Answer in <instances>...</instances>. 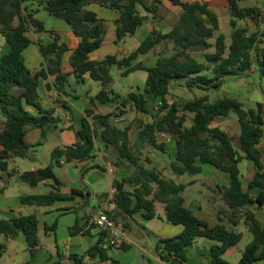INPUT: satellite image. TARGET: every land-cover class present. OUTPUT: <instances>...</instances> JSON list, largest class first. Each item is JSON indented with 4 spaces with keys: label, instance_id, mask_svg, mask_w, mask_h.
I'll return each mask as SVG.
<instances>
[{
    "label": "trees",
    "instance_id": "trees-1",
    "mask_svg": "<svg viewBox=\"0 0 264 264\" xmlns=\"http://www.w3.org/2000/svg\"><path fill=\"white\" fill-rule=\"evenodd\" d=\"M90 1L118 14V19L114 21L116 46H120L126 37L134 36L150 15L153 20L162 18L160 10L163 0H37L36 9L26 6V0H0V35L9 47L8 52L0 56V114L6 119L0 130V171L10 174L9 159L27 156L28 130L41 129L44 138L46 130L59 123V118L53 116V109L42 108L39 84L50 75L56 76L62 83L67 81L62 66L69 50L68 45L57 35H53L49 44L40 43L44 63L36 72L27 67L24 57L25 50L31 44L28 32L31 29L37 33L45 32L44 23L36 18L42 8L50 16L64 20L80 39L70 57L75 78L85 82L88 75L100 82L104 88L94 100L101 104L116 105L114 111L105 114L86 110L78 132L80 141L73 146L54 149L51 153L53 163L58 165L61 160H65L66 163L77 164L92 159L96 140L100 136L105 145L116 151L113 164L118 168L123 165L131 168L125 179L114 181L116 192L112 202L116 205V212L111 213L112 217L119 221V214L133 218L141 212L146 220H153L158 216L156 204L161 203L167 221L184 227L179 236L158 240L155 250L164 262L187 264L188 248L198 238H205L214 242L210 264H231L224 256L244 237L242 232L236 230L242 219H245L252 240L238 264L264 261V225L251 210L264 206V162L259 149L264 139V105L259 103L255 109H246L235 98L223 97L211 101L209 96L211 91L220 89L229 77H243L247 72L254 71L255 67L264 77V47L261 46L264 41L257 32L249 33L239 25V21L251 20L258 26L261 18L264 20L261 11L255 7H241L239 2L245 0H227L231 12V43L228 45L226 36L219 33L212 44L210 40L220 30V22L218 15L210 9L209 2L166 0L181 9L179 19L169 32L153 28L130 54L122 57L118 54L107 55L104 60L95 61L91 59V54L101 49L107 29L105 21L87 9ZM140 9L146 14L142 15ZM166 42L174 44L173 54L158 59L151 67L138 62L140 56ZM211 48L215 50L205 53L207 64L200 63L192 54L195 50ZM114 66L125 69L123 76L137 70L146 71L148 76L144 91L122 96L110 89ZM174 84L190 92L202 91L204 95L184 105L170 103L167 97ZM150 98L158 102L154 111ZM26 104L35 107L40 115L30 113ZM129 111L146 116L147 121L137 117L122 126L115 123L114 118L125 117ZM231 113L238 117L239 149L234 144L236 137L214 125L216 118H226ZM189 121L191 124L187 126ZM159 132L173 136L177 142V155L170 162L172 175L200 174V164L212 165L229 174L230 183L220 188V194L227 208L224 214L228 215L231 230L220 215L218 217L222 223L210 227L186 207L184 192L194 183L178 182L171 176H165L161 170L151 167L147 158L149 165L142 163L141 158L148 148L165 152L164 141L158 140ZM244 160L255 169L247 190L243 187L240 170ZM54 164L20 174V179L33 187L45 181L53 182L47 194L22 196L23 204L51 207L61 202L75 201L77 196L87 200L89 193L84 195L79 190H73L70 194L62 192L63 183L53 171ZM90 169L84 168L82 173ZM253 189L260 190L257 197L251 195ZM81 222L82 218H78L70 228L72 236L80 234L89 220L83 226ZM55 228L56 225L46 230ZM20 232L25 237L31 257H37V248L41 246L40 220L37 214H30L0 219V262L8 249L7 241L1 240V237L13 239ZM106 237V232L101 230L98 241L85 254H72L68 258L74 264H84L86 258L91 261L87 264H102L110 260ZM121 248L127 249L128 246L123 244Z\"/></svg>",
    "mask_w": 264,
    "mask_h": 264
},
{
    "label": "crops",
    "instance_id": "crops-1",
    "mask_svg": "<svg viewBox=\"0 0 264 264\" xmlns=\"http://www.w3.org/2000/svg\"><path fill=\"white\" fill-rule=\"evenodd\" d=\"M36 1L37 0H26V6L36 9ZM195 1L209 2L210 9L219 17V31L222 33V21L218 12V7L224 6L229 8L228 1L188 0L184 2ZM242 2L244 1L239 2V5L241 7H245L243 6ZM162 7L170 8L173 11L179 9L172 6L166 0H163ZM87 9L95 12L101 19L105 21L104 24L106 29L109 27L115 32L114 21L118 19V14L116 12L106 7L98 6V4L94 1L89 2ZM40 10L43 9L40 8ZM40 10L38 13L41 12ZM38 13L36 14V18ZM152 18L153 17L150 15L149 20L146 21V23L152 22ZM42 22L45 26V32L37 33L33 29L28 32V37L31 40V44L25 50L24 57L27 67L31 71L36 72L41 69L42 64L44 63V58L40 50V43L49 44L53 40V35H57L62 42L68 45L69 50L64 56V63L62 66L63 74L67 75V81L62 83L56 76L50 75L47 79H42L39 84V95L42 108L44 110L53 109V116L59 118V123L56 127L48 128L44 138L42 137L41 129L28 130L26 134V142L29 145L27 156L25 158L9 159L8 163L10 174L0 171V219H12L25 215L37 214L40 220V230L43 229L45 236L49 237L48 233L54 234V239L46 245L42 244L43 241L40 238L41 246L37 248L38 255L36 258H33V261H28L24 258L20 260L18 264H74L68 258L69 255L85 254L98 241L101 230L97 227H94L93 224L88 223L85 225L83 231L80 234L72 236L70 234V228L76 224L78 218H82L81 225L83 226L85 222L88 220L90 221L92 215H94V213L101 206H105L110 214L115 213L116 205L112 202L114 195L112 191L115 189L114 181H121L125 179L131 172V168L126 165L118 168L113 164L116 151L115 149L105 145L104 142L99 143V138H101L100 136L96 140V148L93 152L94 157L92 159L77 164L66 163L65 160H61V163L58 165L53 163L51 153L54 149L73 146L78 141H80L78 132L81 129V120L85 117L86 110H93L96 113L101 112H99V102L94 100V97L98 93L96 94L88 89L80 90L79 88L73 89L72 86L68 87L69 78L74 76L72 74L73 68L70 65V57L73 51L78 47L80 39L74 35L72 28L64 20L56 19L51 28H48L46 22ZM140 28L137 30V32H139ZM152 30L153 27L151 26L149 32L145 31V37H147ZM44 33L48 34L47 38ZM123 43H125V41H123L119 46V52L124 51V48L122 47ZM7 46L8 45L6 44L4 37L0 35V56L8 52L6 51ZM163 47L165 48V45H163ZM102 48L103 45L100 50L91 54L92 60L102 61L107 55L117 54L114 51L115 49H113L110 50V54L101 56L99 52H101ZM199 62L206 64L201 61ZM234 77L235 76L229 78ZM243 77H245V75ZM112 105L114 107L113 109H115L116 105ZM26 109L35 116L40 115L39 111L33 106L26 104ZM138 118L142 119V115H139ZM226 118H231V114ZM5 120V117L0 114V130L4 126ZM127 120L132 121L130 118H127ZM234 121L238 122V119L236 118ZM98 130L101 132L100 129ZM135 134L136 132H134L133 138L135 137ZM168 136L169 137L167 140L164 141L166 145L165 152L158 150L162 154L161 156H158L156 154L157 149L148 148L145 150L144 155L141 158L142 163L144 165H149L148 162H146L147 158V160L150 162V166L161 170L165 176H171L172 179L178 180V182L194 183L189 185L184 192L186 207L192 210L199 219L206 222L210 227H214L217 224L222 223L218 217V215H220L223 218L224 223L227 224V228L231 230L228 215L224 214L227 208L224 205L220 194V188L222 186L229 185L230 177H223L222 175L215 176L216 179L211 183L212 186L207 188V190H203L195 189L199 181H201L199 178H197V176L204 174V172H206L208 175H215L216 169H214L215 167L213 168L212 165L205 167L208 164H200L202 171L200 174L194 176L185 175L177 177L172 175L170 170V162L171 159L177 155V142L173 136ZM263 144L264 139L261 145ZM262 154L264 162V153ZM248 163L251 164L250 162ZM52 164H54L53 171L55 175L63 183L62 192L64 194H70L73 190H79L84 195H88L89 193L90 196H87L89 199L87 198L86 200L77 196L75 201L61 202L51 207H36L23 204L21 202L22 196L47 194L51 191V185L53 182L45 181L33 187L27 182L21 180L20 174L43 169ZM84 168L91 169L86 173H82V169ZM252 168L253 174L246 183L247 187L255 173L253 166ZM241 175L244 180L245 177L242 174V171ZM243 187L245 189V183ZM12 188H17L18 190V192L14 195H11L12 190H14ZM259 193V189L251 190V195L253 197H257ZM198 194L203 197L207 196L208 201L206 203L200 202ZM218 204L219 209H216ZM253 212L255 213L257 220L262 225H264V206L262 208L254 207ZM156 213L158 216L153 220H146L142 216L141 212L136 214L133 218H130L125 214H119L117 219L124 225L127 231V239L123 244H126L128 248H111L107 246L111 258L102 264H122L121 262L113 261L112 255L118 250H123L126 254L125 256H122L124 264H167L158 255L155 250V246L159 239H169L179 236L183 232L184 227L182 225H173L167 221L165 217L164 206L161 203L156 204ZM60 218L61 220L66 219L65 222H62L63 225L60 226V229L58 226L55 228V230H46L48 228L51 229V227L55 225L54 223L56 221L58 222ZM154 220H159L162 224L157 226L153 223ZM241 226L245 227L247 234H250L252 238L249 228L245 223V219H242L236 228L238 232H240L238 229ZM61 227H63L64 230L66 227L67 231H62L61 234H59L61 236L58 238V233L60 232ZM2 238L4 237H1V240ZM49 238H51V236ZM153 238L155 241H153ZM4 240L7 241L8 246V243L12 240V238ZM213 243L214 242L205 238H198L187 250V264H210L211 247ZM236 252H238V245L229 250L228 253L225 254L224 258L231 257ZM3 261V264H14L17 261L16 254L5 260L3 259ZM90 262L91 261L86 258L84 264ZM258 264H264V261H261Z\"/></svg>",
    "mask_w": 264,
    "mask_h": 264
},
{
    "label": "rangeland",
    "instance_id": "rangeland-1",
    "mask_svg": "<svg viewBox=\"0 0 264 264\" xmlns=\"http://www.w3.org/2000/svg\"><path fill=\"white\" fill-rule=\"evenodd\" d=\"M188 1V0H184ZM97 3V2H95ZM98 6H101L99 3H97ZM213 4V3H212ZM243 6L245 7H256L261 11L262 17H264V0H246L242 2ZM219 8V15L221 16V21H222V33L226 36V42L229 45L231 43V34L232 30L230 27V17H231V12L230 8L220 6ZM141 13L146 14L142 9ZM41 12L38 13L37 18L41 21L46 22L48 28H51L53 23H55L56 19L52 16H50L45 10H40ZM180 8L176 11H173L170 8L162 7L160 10V15L161 19L158 20H153L150 23L144 22V24L141 26L139 32H137L134 36H128L125 38V43H123L122 47L124 48V51L119 52V46H116L114 43V40L116 38L114 30L110 29L107 27V34L105 36L104 42H103V48L99 54L101 56H106L107 54H110V50L115 49L114 51L119 55V56H126L132 51L137 48V46L140 45V43L146 38L145 37V31L149 32L150 27L152 26L153 28H157L161 30L164 33H167L171 30L173 25L177 22L180 16ZM240 26L243 28H246L249 33H254L257 32L260 38L264 41V20H262L257 26L255 23H253L251 20H244V21H239ZM220 33L218 31L213 39L210 40L212 44L215 42V38L217 35ZM46 38L48 37V34L44 33ZM49 39V38H48ZM165 45V48L163 47ZM262 47H264V42L261 44ZM9 50V47L7 46L6 51ZM215 49L211 48L209 50H204V49H199L195 50L192 54L194 57H196L199 61L204 62L207 64L205 60V53L206 52H213ZM174 51V44L172 42H166L164 44H161L157 46L154 51L142 55L139 57L138 62H142L145 66L151 67L156 64L157 60L165 57V56H170L173 54ZM125 71V69H120L116 66H114L111 70V76H112V82L109 85V88L112 89L114 92L122 95V96H127L131 92H143L146 83H147V72L143 70H137L129 73L126 76H123L122 73ZM207 74L208 76H212L210 73H204ZM72 86L73 89L79 88L80 90L88 89L91 90L94 93H99L104 87L102 84L98 81H95L91 79L88 75L86 77L85 82H79L74 76H71L69 78V85L68 87ZM67 87V88H68ZM69 89V88H68ZM204 95V92L202 91H193L190 92L187 90L185 87H182L178 84H174V86L170 90V94L168 95L167 99L170 103H178L180 105H184L190 100H194L195 98L201 97ZM211 101H216L220 98L223 97H231L239 100L240 102L243 103L246 109L250 108H257V105L259 103L264 105V77H262L258 71V68L255 67L254 71L247 72L245 74V77H234V78H228L224 82V84L221 86L220 89L211 91L209 93ZM151 108L152 110L155 109L158 106V102L151 99ZM112 104H101L99 103V112L101 113H107V112H112L114 111ZM154 111V110H153ZM139 115L142 114H137L134 111H129V113L125 116L126 118H130L132 121L134 120L135 117H139ZM235 117V118H234ZM238 119L236 114L231 113V118H216L214 121V125L220 126L226 131H228L231 135L236 137V140L234 142L236 148L239 149V143H238V136L240 132V126L237 121H234V119ZM142 119L147 121V117L142 115ZM190 121L187 123V126H190ZM119 125H124V124H119ZM169 136H167L164 141L167 140ZM99 143H103V140L99 138ZM260 149L262 153H264V144L260 146ZM156 154L158 156H161V152L156 150ZM163 159V158H161ZM205 167H209V164ZM212 167V166H211ZM214 168V167H213ZM216 169V168H214ZM240 169L242 171V174L244 175L245 179L243 180L245 183V189H247V182L251 178V175L253 174V168L251 164H249L247 161H244L243 163L240 164ZM169 174V172H168ZM222 175L223 177H230L229 174L222 172L218 169H216V174L215 175H208L206 172L204 174H200L197 176L201 181H199L197 187L195 189H203L207 190V188L212 186V182L216 179L215 176ZM11 195H14L18 192L17 188H12ZM199 200L202 203H206L208 201V197L201 196L198 194ZM216 209H219V204L216 206ZM254 208L252 209V211ZM58 220V219H57ZM66 219H59V221L55 222L54 224L56 225V228L59 226H62V222H65ZM155 225L160 226L162 223L159 220H154L153 222ZM53 224V225H54ZM240 232L244 233V237L242 241L238 244V252H236L233 256L231 257H226L225 259L230 262L231 264H238L241 255L243 251L245 250L246 246L251 242L252 238L250 234H247L246 229L244 226H241L238 229ZM62 231H67V228L65 227V230L63 227H61L60 232L58 233V238L59 234H61ZM45 232L40 230L39 236L42 239V244H48L51 240L54 239V234L53 233H48L49 237H46ZM132 238V237H131ZM5 238H2L4 240ZM153 241L155 239L153 238ZM27 243L25 240V237L22 232L19 233V235L15 238H13L9 243H8V249L3 257V259L10 258L16 254L17 261L14 264H18V262L22 259H27L28 261H33V258L31 257L29 251H27ZM118 254V255H117ZM125 252L123 250H118L116 251L112 257L113 261H118L124 264L123 257L125 256ZM3 259L0 262V264H3Z\"/></svg>",
    "mask_w": 264,
    "mask_h": 264
},
{
    "label": "built area",
    "instance_id": "built-area-1",
    "mask_svg": "<svg viewBox=\"0 0 264 264\" xmlns=\"http://www.w3.org/2000/svg\"><path fill=\"white\" fill-rule=\"evenodd\" d=\"M116 124L125 123L127 120L126 117H116L114 118ZM158 140L164 141L168 136L167 133L159 132ZM116 189L112 191L115 193ZM89 223L95 225L98 229L106 232L107 237V246L111 248H120L127 239V231L124 225L114 219L110 212L106 209L105 206L99 207V209L92 215Z\"/></svg>",
    "mask_w": 264,
    "mask_h": 264
}]
</instances>
